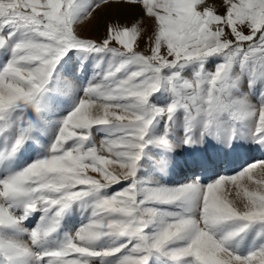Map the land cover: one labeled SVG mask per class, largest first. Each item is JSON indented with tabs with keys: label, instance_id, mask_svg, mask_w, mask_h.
<instances>
[{
	"label": "snow or ice",
	"instance_id": "obj_1",
	"mask_svg": "<svg viewBox=\"0 0 264 264\" xmlns=\"http://www.w3.org/2000/svg\"><path fill=\"white\" fill-rule=\"evenodd\" d=\"M241 150L264 0H0V264H264V159L211 170Z\"/></svg>",
	"mask_w": 264,
	"mask_h": 264
},
{
	"label": "rangeland",
	"instance_id": "obj_2",
	"mask_svg": "<svg viewBox=\"0 0 264 264\" xmlns=\"http://www.w3.org/2000/svg\"><path fill=\"white\" fill-rule=\"evenodd\" d=\"M221 11H223V9H221ZM120 19L122 23H126L130 26L134 19V15L129 12H122L120 13ZM81 34L84 36H90L95 39L97 38V36L102 37L104 35V29L100 27L97 30L96 22L93 21L90 24H86L82 28ZM138 43L141 49L145 47V39H141L138 37ZM178 152L180 153L178 158L180 159L181 164L177 168L176 173L173 175L172 179L178 182H183L192 174L199 173L198 170L190 168V166L183 163V161L187 158V154L184 152V150L179 149ZM260 159H264V153L257 151L245 152L241 150L238 154H232L226 158L223 156V154H221L220 156L215 158V164L211 166V170L221 175L231 174L233 171L239 170L243 165L252 163L255 160Z\"/></svg>",
	"mask_w": 264,
	"mask_h": 264
},
{
	"label": "bare ground",
	"instance_id": "obj_3",
	"mask_svg": "<svg viewBox=\"0 0 264 264\" xmlns=\"http://www.w3.org/2000/svg\"><path fill=\"white\" fill-rule=\"evenodd\" d=\"M255 161H258V160H255ZM236 164V163H235Z\"/></svg>",
	"mask_w": 264,
	"mask_h": 264
}]
</instances>
